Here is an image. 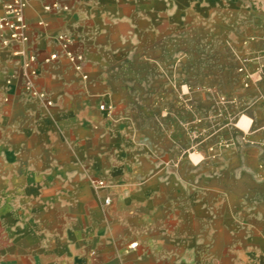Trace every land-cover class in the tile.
I'll return each instance as SVG.
<instances>
[{
	"label": "crops",
	"instance_id": "0c3cea01",
	"mask_svg": "<svg viewBox=\"0 0 264 264\" xmlns=\"http://www.w3.org/2000/svg\"><path fill=\"white\" fill-rule=\"evenodd\" d=\"M8 1L0 0V16ZM162 2L30 0L28 40H6L0 30V264H194L180 252L192 243L204 194L179 154L194 149L196 122L211 117L179 105L164 62L178 52L163 50L178 24L164 25ZM262 28L234 42L237 80L217 127L203 128L228 141L224 151H264ZM60 34L83 55L81 70L61 53ZM52 52L60 54L45 61ZM29 53L36 93L24 86Z\"/></svg>",
	"mask_w": 264,
	"mask_h": 264
},
{
	"label": "rangeland",
	"instance_id": "374dc122",
	"mask_svg": "<svg viewBox=\"0 0 264 264\" xmlns=\"http://www.w3.org/2000/svg\"><path fill=\"white\" fill-rule=\"evenodd\" d=\"M162 3L164 25L178 24L177 37L165 32L163 50L178 52L177 61L168 56L164 62L168 77L178 81L179 105L189 104L196 118L211 117L206 125L196 122L194 149L179 154L180 163L195 167V187L204 194L195 201L192 243L180 253L194 264H264V151H224L228 141L203 132L217 127L224 92L237 80L234 42L263 29L264 0ZM130 66L136 70L131 78L138 81L140 64L136 60ZM191 154L201 156L199 162ZM101 188L110 190L106 183Z\"/></svg>",
	"mask_w": 264,
	"mask_h": 264
},
{
	"label": "built area",
	"instance_id": "2783aa9c",
	"mask_svg": "<svg viewBox=\"0 0 264 264\" xmlns=\"http://www.w3.org/2000/svg\"><path fill=\"white\" fill-rule=\"evenodd\" d=\"M29 1L30 0H9L5 4L4 13L2 16H0V30L6 31V40L11 39L19 42H25L28 40V35L26 33L27 23L24 18V11ZM58 40L60 51L63 56L75 70H81L83 55L81 53H75L71 50L70 46L73 43V39L64 34H60ZM59 54V52H52L48 55V57L45 58V61L55 59L59 56ZM35 60L36 54L29 53L23 63L24 86L32 93H36L33 88V78L37 73L36 67L33 65ZM258 74L259 73L254 74L252 78L256 80L255 78L258 77ZM82 77L87 78V75L82 74ZM47 103L49 104L50 102L47 101ZM100 108H103V104L100 105ZM91 184L97 188H100L105 185V182L101 178L92 177ZM103 203L109 204L110 198L105 197L103 199ZM132 245L133 243L130 246Z\"/></svg>",
	"mask_w": 264,
	"mask_h": 264
},
{
	"label": "bare ground",
	"instance_id": "6f19581e",
	"mask_svg": "<svg viewBox=\"0 0 264 264\" xmlns=\"http://www.w3.org/2000/svg\"><path fill=\"white\" fill-rule=\"evenodd\" d=\"M239 125L241 127H244V128L247 127V125H248V117L242 116L240 118ZM191 157L194 160V162L196 163V162H199V159H200L201 156L196 155V154H191Z\"/></svg>",
	"mask_w": 264,
	"mask_h": 264
}]
</instances>
